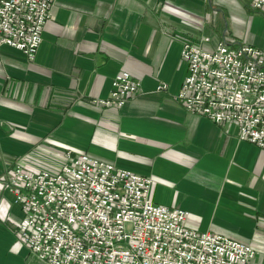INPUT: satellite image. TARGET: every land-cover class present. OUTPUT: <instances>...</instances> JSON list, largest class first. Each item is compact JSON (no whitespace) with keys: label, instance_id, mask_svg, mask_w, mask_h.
Here are the masks:
<instances>
[{"label":"crops","instance_id":"crops-1","mask_svg":"<svg viewBox=\"0 0 264 264\" xmlns=\"http://www.w3.org/2000/svg\"><path fill=\"white\" fill-rule=\"evenodd\" d=\"M50 17L32 59L0 49V264H38L16 241L22 211L1 185L5 171L55 170L67 151L150 176L152 202L185 210L194 230L250 244V264H264V150L175 100L181 43L264 50V9L249 0H55ZM121 70L138 92L120 108L93 106Z\"/></svg>","mask_w":264,"mask_h":264},{"label":"built area","instance_id":"built-area-1","mask_svg":"<svg viewBox=\"0 0 264 264\" xmlns=\"http://www.w3.org/2000/svg\"><path fill=\"white\" fill-rule=\"evenodd\" d=\"M54 2L0 0V49L12 47L32 59ZM249 7L264 9V0H249ZM180 58L186 74L175 100L190 114L234 125L239 140L264 150V50L203 37L183 41ZM110 85L93 106L122 107L140 82L121 70ZM152 182L67 151L55 170L14 163L1 185L22 211L16 241L38 264H250V244L188 227L185 210L152 202Z\"/></svg>","mask_w":264,"mask_h":264}]
</instances>
